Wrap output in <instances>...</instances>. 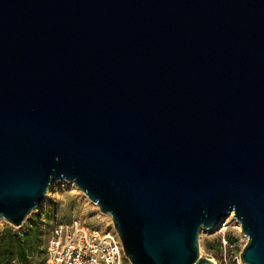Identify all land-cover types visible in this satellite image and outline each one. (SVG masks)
I'll return each mask as SVG.
<instances>
[{
    "label": "water",
    "instance_id": "obj_1",
    "mask_svg": "<svg viewBox=\"0 0 264 264\" xmlns=\"http://www.w3.org/2000/svg\"><path fill=\"white\" fill-rule=\"evenodd\" d=\"M62 181L130 264H264V0H0V220Z\"/></svg>",
    "mask_w": 264,
    "mask_h": 264
},
{
    "label": "rangeland",
    "instance_id": "obj_2",
    "mask_svg": "<svg viewBox=\"0 0 264 264\" xmlns=\"http://www.w3.org/2000/svg\"><path fill=\"white\" fill-rule=\"evenodd\" d=\"M51 210H53L54 218H52L48 226H41L42 235L39 238V246L32 254L33 264L42 263L44 256L43 254H40V251L44 249L49 232L48 230L55 222H70L76 220L85 224L89 228L95 229H105L112 225L110 219L100 214L98 208L93 205L74 185L64 181L52 183L47 188L44 201L38 208L34 209L30 215L40 214L41 212L43 213V211L47 213ZM25 223L20 228H15L0 220V231L6 226L11 227L13 231H23L24 228L26 229V226H24ZM227 237H231L233 240L229 242ZM208 241L214 242L215 245L217 244V241H219V251L207 254L204 249V243ZM224 241L226 242L225 246L223 244ZM246 241V238L240 231L239 224L233 216L230 215L225 219L219 229L213 228L210 230H201L198 237L199 256L202 258H208L215 264H224V259L228 263L237 264L240 261V253L242 252Z\"/></svg>",
    "mask_w": 264,
    "mask_h": 264
},
{
    "label": "built area",
    "instance_id": "obj_3",
    "mask_svg": "<svg viewBox=\"0 0 264 264\" xmlns=\"http://www.w3.org/2000/svg\"><path fill=\"white\" fill-rule=\"evenodd\" d=\"M43 256V264H130L112 225L95 229L76 220L51 225Z\"/></svg>",
    "mask_w": 264,
    "mask_h": 264
},
{
    "label": "trees",
    "instance_id": "obj_4",
    "mask_svg": "<svg viewBox=\"0 0 264 264\" xmlns=\"http://www.w3.org/2000/svg\"><path fill=\"white\" fill-rule=\"evenodd\" d=\"M53 215V210L30 215L24 225L26 229L24 228L23 231L17 232L9 226L4 227L0 231V264H33L32 254L39 246L41 226H48L54 218ZM227 239L229 242L233 240L231 237ZM204 249L207 254L215 253L220 249V242L217 241L216 245L211 241L205 242ZM43 253L44 249L40 251V254ZM40 264H43V261Z\"/></svg>",
    "mask_w": 264,
    "mask_h": 264
},
{
    "label": "bare ground",
    "instance_id": "obj_5",
    "mask_svg": "<svg viewBox=\"0 0 264 264\" xmlns=\"http://www.w3.org/2000/svg\"><path fill=\"white\" fill-rule=\"evenodd\" d=\"M104 216H106V215H104ZM107 217V216H106ZM109 218V217H108Z\"/></svg>",
    "mask_w": 264,
    "mask_h": 264
}]
</instances>
